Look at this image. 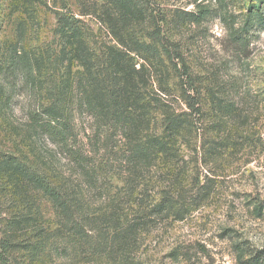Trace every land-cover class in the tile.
Wrapping results in <instances>:
<instances>
[{
    "label": "trees",
    "instance_id": "trees-1",
    "mask_svg": "<svg viewBox=\"0 0 264 264\" xmlns=\"http://www.w3.org/2000/svg\"><path fill=\"white\" fill-rule=\"evenodd\" d=\"M216 2L220 9L199 0H79V13L58 16L47 49L28 52L23 37L9 46V74L35 94L27 116L35 144L53 145L39 160L48 157L53 169L19 175L38 194L15 222H0L3 264L17 248L29 262L14 264H146L154 231L191 218L249 163L237 160L264 153L263 134L244 128L264 92L218 84L193 64L194 36L212 18L229 24L237 48L256 28H236L227 0ZM182 255L178 247L170 254ZM237 262L264 264V255L240 249Z\"/></svg>",
    "mask_w": 264,
    "mask_h": 264
},
{
    "label": "rangeland",
    "instance_id": "rangeland-1",
    "mask_svg": "<svg viewBox=\"0 0 264 264\" xmlns=\"http://www.w3.org/2000/svg\"><path fill=\"white\" fill-rule=\"evenodd\" d=\"M174 4L193 0H164ZM220 9L217 0H199ZM79 0H1L0 2V222L5 229L10 222L29 209L24 206L37 196L35 190L25 189L18 182L19 175L40 170L51 174L53 169L49 158L39 160L42 153L53 149L50 142L35 144V135L29 127L28 109L35 94L22 91L19 81L9 74L8 69L15 60L9 49L12 43L24 38L22 44L30 52L36 48H48L54 44L58 16L66 11L79 13ZM230 14L236 16V28L253 24L250 44L244 47L229 45L227 35L229 24L219 18H212L207 25L197 30L194 36V67L210 72L218 84L229 85L231 80L240 81L242 90L252 88L255 94L264 92V24L257 18H264V0H227ZM193 6L188 8L192 9ZM254 10H261L257 18ZM27 22L26 32L21 35V22ZM257 25V26H256ZM193 39V38H192ZM256 96V95H254ZM11 100V107H4L5 100ZM253 106H255L253 104ZM251 106V108L253 107ZM249 131L261 132L264 136V105L251 115ZM47 150V152H46ZM257 153L248 160L243 156L238 163H249L238 169L228 180H221L216 198L184 222L173 224L168 229L154 231L143 248L146 264H238L240 249L252 255H264V214L254 211L255 206H264V153ZM42 156V155H41ZM16 172L17 174H14ZM30 176L23 177L25 184ZM21 186L20 188L16 186ZM42 208L46 219H53L48 200L43 199ZM13 226V225H12ZM15 227H12L14 230ZM3 231L0 237L3 236ZM30 231V229H29ZM28 234L30 236V232ZM9 232V231H8ZM21 233L19 234V236ZM183 254L176 259L170 254L175 248ZM240 247V248H239ZM9 263L25 262L16 249ZM17 257V258H16ZM27 262H29L27 260ZM0 264H3L0 258ZM47 264H68L62 260Z\"/></svg>",
    "mask_w": 264,
    "mask_h": 264
}]
</instances>
